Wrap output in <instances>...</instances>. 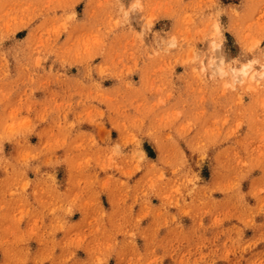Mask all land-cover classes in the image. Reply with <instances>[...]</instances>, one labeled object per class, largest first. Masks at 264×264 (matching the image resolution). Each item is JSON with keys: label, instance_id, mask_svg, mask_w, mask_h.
Here are the masks:
<instances>
[{"label": "rangeland", "instance_id": "rangeland-1", "mask_svg": "<svg viewBox=\"0 0 264 264\" xmlns=\"http://www.w3.org/2000/svg\"><path fill=\"white\" fill-rule=\"evenodd\" d=\"M261 66L264 0H0V264H264Z\"/></svg>", "mask_w": 264, "mask_h": 264}, {"label": "bare ground", "instance_id": "bare-ground-1", "mask_svg": "<svg viewBox=\"0 0 264 264\" xmlns=\"http://www.w3.org/2000/svg\"><path fill=\"white\" fill-rule=\"evenodd\" d=\"M218 48V47H217ZM218 52V51H217ZM219 53V52H218ZM216 57H214V59H215ZM219 59H220V57H219ZM220 62V61H219ZM221 63V62H220ZM220 64H218L217 63V68H218V66H219ZM222 65V64H221ZM261 65V64H260ZM246 67H247V65H245ZM223 67V66H222ZM226 67V66H225ZM242 67L244 68V69H241L240 70V73L242 74V75H245L246 73H247V71H246V67H244L243 65H242ZM250 67V66H249ZM249 67H247V68H249ZM260 68V67H259ZM261 68H263V66H261ZM212 69H213V67H212ZM222 69V68H221ZM264 69V68H263ZM228 70V69H227ZM226 70V71H227ZM230 70V69H229ZM230 71H234V70H230ZM250 71V70H249ZM261 71V70H260ZM263 71V70H262ZM222 72H224V71H222ZM259 73V72H258ZM217 74V73H216ZM232 74H234V73H232ZM249 74H251V73H249ZM259 75V74H258ZM218 76V75H217ZM225 76H228V75H225ZM248 76V75H247ZM224 77V76H223ZM248 79V78H247ZM215 80V79H214ZM244 80H245V78H244ZM250 82V81H249ZM263 82V81H262Z\"/></svg>", "mask_w": 264, "mask_h": 264}]
</instances>
